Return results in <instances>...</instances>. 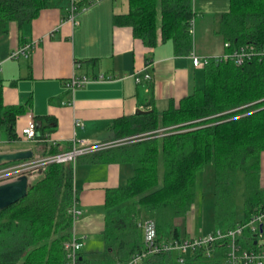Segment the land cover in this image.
<instances>
[{"label": "trees", "instance_id": "obj_1", "mask_svg": "<svg viewBox=\"0 0 264 264\" xmlns=\"http://www.w3.org/2000/svg\"><path fill=\"white\" fill-rule=\"evenodd\" d=\"M59 1L0 0V36L11 22L28 23ZM61 2L67 9L69 0ZM90 5V0H76L77 13ZM194 18L190 0H128L127 13L117 21L130 27L134 38L147 48L169 41L174 54L181 56L191 52ZM214 33L228 43L225 53L244 45L264 48V0H229ZM1 89L0 82V132L13 142L18 140L14 126L24 108L6 106ZM148 104L151 101L144 105ZM33 121L38 142L46 141L50 118L35 116ZM111 128L118 138L146 133L151 137L106 150L108 161L132 164L133 175L124 186L105 194L103 252L92 260L80 258L79 264H117L135 256L139 257L136 264H222L226 240L184 255L175 251L144 254L140 213L152 214L157 243L179 240L183 236L175 221L190 211L197 197V176L208 164L213 166V204L221 230L237 224L238 171L244 176V220L239 224L264 213V189L259 184L264 152V55L240 66L209 58L202 87L176 106L117 119ZM74 198L73 165H48L29 183L24 198L0 212V264H65ZM260 230L264 237L263 223ZM238 243L263 252L257 236L248 230Z\"/></svg>", "mask_w": 264, "mask_h": 264}, {"label": "crops", "instance_id": "obj_2", "mask_svg": "<svg viewBox=\"0 0 264 264\" xmlns=\"http://www.w3.org/2000/svg\"><path fill=\"white\" fill-rule=\"evenodd\" d=\"M190 3L195 13L192 49L181 56L174 54L169 41L147 48L134 38L130 27L118 24L117 18L128 11V0H97L76 14L75 24L65 21L66 3L61 0L28 23L20 26L11 22L0 36L2 100L6 106H22L24 113L14 126L18 140H6L19 146L0 149V153L28 150L33 159L54 148L58 151L53 153L67 151L76 140L106 144L127 139L130 137L116 136L111 128L115 120L139 114L137 110L162 112L201 88L204 66L194 67L191 57L203 61L223 52L224 42L214 31L218 16L228 10L229 0ZM27 43H34L28 59L9 58ZM90 60L94 63H82ZM146 75L150 79H145ZM72 76L91 80L70 92L65 84ZM148 101L152 104L145 106ZM35 116L50 118V143L22 137L21 130ZM76 119L83 123L82 128L74 127ZM147 134L141 141L151 137ZM108 155L106 150L88 153L73 164V185L82 215L72 228L83 239L80 258L85 260L99 257L104 249L106 192L124 186L133 175L132 164L108 161ZM259 184L264 189V152L260 155ZM142 214L152 218L151 213L141 212L140 219ZM188 215L175 224L181 236L197 237ZM218 224L209 232L218 229ZM88 238L98 246L83 251ZM258 241L264 252V237Z\"/></svg>", "mask_w": 264, "mask_h": 264}, {"label": "built area", "instance_id": "obj_3", "mask_svg": "<svg viewBox=\"0 0 264 264\" xmlns=\"http://www.w3.org/2000/svg\"><path fill=\"white\" fill-rule=\"evenodd\" d=\"M97 0H90L91 4ZM83 10V9H82ZM77 14L76 0H69V6L67 8V13L65 21L75 24V17ZM190 33H193V23ZM34 47V43H27L22 47L11 52L9 55L10 59H15L22 57L28 59L30 52ZM228 47V43L223 44V52L215 57H206L203 61L197 56H192V65L205 66L209 58H213L215 62L231 60L236 65H243L246 62H250L255 56L264 55V48L257 49L255 46L244 45L235 48L233 51L225 53L224 49ZM148 65H146V68ZM145 79H150L148 75ZM89 82V79L81 76H72L67 83L66 87L70 92H73L76 88L82 87ZM83 123L76 119L74 120V127L82 128ZM21 135L25 140H31L38 142L37 132L35 128V123L32 120L29 121L27 126L21 130ZM143 134L130 137L127 139H121L119 141H114L106 144H90L86 140H76L73 141L71 148L67 151L58 153H47L42 156H36L33 159L19 161L14 163H7L0 165V184L10 182L17 179L20 176H26L28 182H32L36 177H38L45 168L50 164H64L70 163L74 164L76 160L88 153L98 152L103 150H108L118 146L135 143L141 141ZM47 142L51 141L47 139ZM75 190V189H74ZM74 195L76 193L74 192ZM76 197V196H74ZM69 214L72 218V226L82 215V211L78 207V201L76 198L73 199L72 204L69 209ZM264 219V213L254 214L252 218L243 224H239L230 230L215 229L203 236L195 237H181L179 240L169 241V242H156V226L153 219H145L140 221L139 226L143 234V244L145 247L144 254L159 253V252H179L182 255L186 254L190 250H195L201 247H206L211 244H216L222 241H227L225 253V258L222 264H264V252H256L252 249H245L240 246L238 239L243 235L245 230L261 238L260 226L262 225ZM83 247L82 237L76 236L73 228L71 229V238L64 244L65 250V264H79L80 256L79 253ZM139 260L138 256L126 261L117 262V264H136Z\"/></svg>", "mask_w": 264, "mask_h": 264}, {"label": "rangeland", "instance_id": "obj_4", "mask_svg": "<svg viewBox=\"0 0 264 264\" xmlns=\"http://www.w3.org/2000/svg\"><path fill=\"white\" fill-rule=\"evenodd\" d=\"M7 134L0 132V149L14 148L19 145L6 143ZM241 171H238L235 183V220L239 223L244 220V176ZM161 174V172H160ZM213 166L208 164L197 176V197L189 211V217L193 221L194 233L199 236L205 235L207 232L214 229L218 222L215 215L213 204ZM141 220L146 219V215L142 214ZM188 222V221H187ZM189 238V237H188ZM92 246H98L95 240L88 238L83 251L91 250Z\"/></svg>", "mask_w": 264, "mask_h": 264}, {"label": "water", "instance_id": "obj_5", "mask_svg": "<svg viewBox=\"0 0 264 264\" xmlns=\"http://www.w3.org/2000/svg\"><path fill=\"white\" fill-rule=\"evenodd\" d=\"M137 113L142 114L147 113V111L137 110ZM31 157L32 153L28 150L0 153V165L25 161ZM28 185L29 182L26 176H20L15 180L0 184V212L24 198L27 193Z\"/></svg>", "mask_w": 264, "mask_h": 264}, {"label": "clouds", "instance_id": "obj_6", "mask_svg": "<svg viewBox=\"0 0 264 264\" xmlns=\"http://www.w3.org/2000/svg\"><path fill=\"white\" fill-rule=\"evenodd\" d=\"M12 163H14V162H12Z\"/></svg>", "mask_w": 264, "mask_h": 264}]
</instances>
